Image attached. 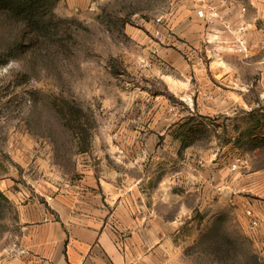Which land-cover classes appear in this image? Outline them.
Wrapping results in <instances>:
<instances>
[{"label":"rangeland","instance_id":"obj_1","mask_svg":"<svg viewBox=\"0 0 264 264\" xmlns=\"http://www.w3.org/2000/svg\"><path fill=\"white\" fill-rule=\"evenodd\" d=\"M176 1L60 0L42 23L45 29L30 36L0 16V59L9 57L0 66V185L60 190L78 184L88 169L96 176L103 158L119 173L132 174L131 144L147 141L168 154L172 190L181 187L175 174L186 151L216 150L224 162L238 158L264 166V142L258 148L252 142L261 131L257 123L264 125L261 71L250 73L247 107L233 106L228 116H201L184 93L140 62L143 47L131 33L154 44L146 25L167 19ZM190 161L192 156L187 167L200 165ZM235 208L218 204L191 215L202 227L183 251L190 263L264 264V246H254ZM15 224L14 205L0 204V251L17 234Z\"/></svg>","mask_w":264,"mask_h":264},{"label":"crops","instance_id":"obj_2","mask_svg":"<svg viewBox=\"0 0 264 264\" xmlns=\"http://www.w3.org/2000/svg\"><path fill=\"white\" fill-rule=\"evenodd\" d=\"M207 6L218 19H199L197 5L176 1L166 19L171 39L162 44L170 49L158 50L146 37L131 34L143 47L140 62L147 64L149 50L156 48L147 67L196 104L199 115L228 116L233 106H248L251 71H261L257 84L264 89V48L259 46L264 0H208ZM243 22L254 26L246 35V57L233 54L229 45L228 28ZM153 28L146 25L147 32ZM131 146L132 174L119 173L103 158L96 176L88 169L78 184L60 190L15 191L2 183L0 193L15 207L18 231L0 251V264H195L183 254L202 227L191 215L218 204L235 205L233 214L247 226L245 212L250 211L258 221L250 231L252 242L258 249L264 246V166L254 168L241 159L243 164L231 171L236 159L224 162L216 150L186 151L175 174L181 187L172 190L168 154L151 141ZM187 156L200 165L187 167Z\"/></svg>","mask_w":264,"mask_h":264},{"label":"built area","instance_id":"obj_3","mask_svg":"<svg viewBox=\"0 0 264 264\" xmlns=\"http://www.w3.org/2000/svg\"><path fill=\"white\" fill-rule=\"evenodd\" d=\"M182 2H187L193 5H197L199 9L196 11V15L199 19H218V13L211 7L207 6L208 0H177ZM245 12L244 9H241V13ZM224 24V23H223ZM153 30L150 33L154 45L166 44L171 39V33L169 32L166 19L163 17H157L153 22ZM254 28L253 23L243 22L235 29H229L231 32L232 40L230 41V50L233 54L246 57L248 53V45L246 40V35ZM259 46L264 48V31L261 32V38ZM151 56L157 55V49L152 48L149 50ZM143 66L147 67L146 63L142 62ZM243 162L240 159H236L234 166L230 168L231 171H235L237 166L242 165ZM245 216L248 219V230L253 231L258 226L257 218L252 215L250 211L245 212ZM261 263H264V254L259 258Z\"/></svg>","mask_w":264,"mask_h":264},{"label":"trees","instance_id":"obj_4","mask_svg":"<svg viewBox=\"0 0 264 264\" xmlns=\"http://www.w3.org/2000/svg\"><path fill=\"white\" fill-rule=\"evenodd\" d=\"M60 0H0V16L4 19L11 21L15 24L22 26L23 32L26 35H36L41 33L45 26L42 24L44 21H48L51 17V13L54 7ZM0 59V66L6 64L7 59ZM261 130L259 133H253V143L255 148H258L261 143L264 142V125H259ZM195 128L189 130V136H194ZM187 145L183 144L181 148H185ZM7 200L0 193V204H7Z\"/></svg>","mask_w":264,"mask_h":264}]
</instances>
